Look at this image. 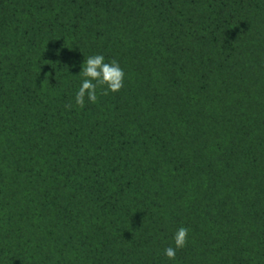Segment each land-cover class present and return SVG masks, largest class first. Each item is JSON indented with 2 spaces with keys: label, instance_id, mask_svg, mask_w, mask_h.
<instances>
[{
  "label": "trees",
  "instance_id": "16d2710c",
  "mask_svg": "<svg viewBox=\"0 0 264 264\" xmlns=\"http://www.w3.org/2000/svg\"><path fill=\"white\" fill-rule=\"evenodd\" d=\"M0 264H264V0H0Z\"/></svg>",
  "mask_w": 264,
  "mask_h": 264
},
{
  "label": "clouds",
  "instance_id": "9594fccd",
  "mask_svg": "<svg viewBox=\"0 0 264 264\" xmlns=\"http://www.w3.org/2000/svg\"><path fill=\"white\" fill-rule=\"evenodd\" d=\"M81 75L84 79L76 93L75 102L80 108L85 106V98L91 103L97 102V88L99 86H107L101 91V95H108V92H118L124 86L125 72L120 67L117 60L105 62V58L101 54L92 55L86 58L81 69ZM71 109L72 105H65ZM189 229L180 227L174 235L175 247H167L164 255L170 259H176V249L184 248L188 243Z\"/></svg>",
  "mask_w": 264,
  "mask_h": 264
}]
</instances>
